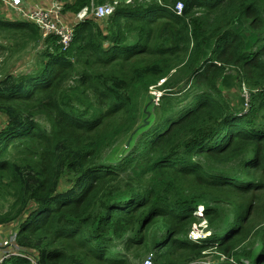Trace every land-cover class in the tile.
<instances>
[{"label": "trees", "instance_id": "obj_1", "mask_svg": "<svg viewBox=\"0 0 264 264\" xmlns=\"http://www.w3.org/2000/svg\"><path fill=\"white\" fill-rule=\"evenodd\" d=\"M60 1L67 15L92 3ZM30 23L0 8V224L17 221L36 264H127L115 240L153 241L158 264L211 248L226 257L215 264H264V0L121 3L70 23L68 46ZM40 45L37 67H15ZM158 84L174 89L159 105L149 95ZM243 85L244 112L231 101ZM203 218L208 239L178 235Z\"/></svg>", "mask_w": 264, "mask_h": 264}, {"label": "rangeland", "instance_id": "obj_2", "mask_svg": "<svg viewBox=\"0 0 264 264\" xmlns=\"http://www.w3.org/2000/svg\"><path fill=\"white\" fill-rule=\"evenodd\" d=\"M6 2H7L6 5L3 3L0 7L3 14L6 15V19L16 20L17 15H16L15 11H18L17 8L11 4V1L7 0ZM30 2H31V5L35 4L40 9H43V10L45 9V6H43L42 3L38 2V0H31ZM59 3H61V5H62V2L60 0H55L54 4L57 6H60ZM62 9H63V6H62ZM53 10L56 11V9H53ZM59 11L61 12L60 7H59ZM61 15L65 18V21H66L63 25H71L69 23V22H71V23L73 22V20H71V18H70L71 13H68V15L61 13ZM61 15L59 12L58 13L55 12L53 14V19H52L53 22H59ZM55 16H57L58 18H55ZM102 19H105V18H102ZM68 39H69V37H68ZM3 41L4 40L0 37V43ZM43 47H44L43 45H40V48L36 49V50H33L32 47H31L32 50H31V48H29V49L26 48L27 52L24 53V55H23L24 57L15 64V67H17L20 64L19 69H21V71L25 70L22 68L23 64L26 65L25 71H27L28 69H29L28 71H30V70L34 69L35 67H37V65H36L37 61L36 60L39 56V52H41L44 49ZM28 60H30V61H28ZM0 78H1V76H0ZM162 83H163V81H161L159 84L161 85ZM159 84L154 88L152 87L149 91V95L152 96V101L158 105L162 101L163 95L170 94L171 92L174 91V89H172L170 91L169 90L162 91L159 89ZM185 85H186V82L183 83L182 85H180V88H183ZM180 88L178 87L177 89H180ZM186 88H188V87H186ZM235 93H238L240 96H242L244 98V104H242V102L238 103L237 98L235 97ZM232 94L233 95L230 94L232 97V100H231L232 105H234L233 102L235 103L234 106H238L237 104H239L238 107L243 108V112H244L250 105V99H251L250 89L246 85H243L242 90H240L237 87L236 89L232 90ZM225 95L229 97L228 94L225 93ZM186 102H188V98H186L183 102L178 103L179 108L181 106H184V104H186ZM145 107H146V105L143 106V109H145ZM243 112L241 111L240 113H243ZM1 116H3V115L0 114V117ZM1 125L2 124L0 123V128H1ZM126 145L128 146L129 143L127 142ZM112 156H113V160H111V162L118 163L119 159H121L125 156V153H122L119 151L118 154H114V152H112ZM193 159L202 163V164H204V163L206 164V161H208V159L204 158L201 155V153H199V155L195 156ZM256 192L260 193L261 196L264 197V189L256 191ZM251 196H252V192L247 193L246 198L241 193H233L230 198L231 199L241 198L247 202V200L250 199ZM209 201L214 203L212 197L209 198ZM221 204L226 205L224 203V201H222ZM204 210H205V206L199 204L196 207V211H194V212L198 216L203 217L201 215L204 213ZM252 214L254 215L255 213L252 212ZM203 220L204 219H202L199 222H195L192 225V227L186 226L185 227V234H181V233L180 234L177 233V234L181 238L189 239V241H192V243H201V241L208 239L209 236L212 234L211 229H210V231L207 230V228H209V225L207 224V222H205ZM263 220L264 219L262 216H258V218L256 219V222H259L258 224L260 225L263 223L262 222ZM8 224H9V226H4L3 230H5V231L7 230V232L15 231L17 233L20 231V226L18 225L17 221L16 222L13 221L12 223H8ZM153 231H154V228L151 230V232H153ZM151 232H150V234H149L150 236L148 238L149 241L153 240L154 237H156V236H158V237L161 236L160 232H156L155 235ZM110 248L118 254L117 259L125 261L127 264H146V261H150L152 264H158L157 263V256H156L158 248L153 244V241L149 244V248L142 246L141 249H139V248H137V244H131L130 246H127L125 240H115L112 242ZM28 250H30L29 253L31 254V249H28ZM176 256H178V254ZM219 260L224 261V260H226V257L223 256V254L222 255L218 254L214 248H211V249H209V251L205 255L192 254V255L188 256L186 258V260H184L181 264H215ZM173 261L177 264V261H175V260H173ZM32 262H33V264H36L37 260L35 257L32 258ZM246 264H249V262L246 261Z\"/></svg>", "mask_w": 264, "mask_h": 264}, {"label": "built area", "instance_id": "obj_3", "mask_svg": "<svg viewBox=\"0 0 264 264\" xmlns=\"http://www.w3.org/2000/svg\"><path fill=\"white\" fill-rule=\"evenodd\" d=\"M3 1L6 2L7 0ZM9 1H11V4L17 8L18 11L15 12L19 17L27 21H31L32 23H35L39 27H41L43 32L42 36L44 38H46L50 34L55 33L60 36V42L65 46H68L73 40V27H71L70 25H63L66 21L65 18L61 15V3H59L60 6H57L54 4V2L50 6H45V9L43 10L35 4L31 5L30 0ZM120 1H126V3H130L133 0H110L100 5H95L94 3H92L91 9L89 7H85L79 13L70 18L76 23L81 20H85L86 18H106L114 13L116 6L120 3ZM59 7L61 9V12L59 11ZM53 9H56V11H54ZM183 9V3L179 2L174 10L177 14H182ZM55 12H59L61 15L59 22H53L52 20L53 14ZM55 18L58 17L55 16ZM4 226H9V224H0V264H2L5 259L12 256H22L31 260L33 257H31V254L29 253L30 250L19 243L18 233L15 231L7 232V230H3ZM146 264L152 263L150 261H146Z\"/></svg>", "mask_w": 264, "mask_h": 264}, {"label": "clouds", "instance_id": "obj_4", "mask_svg": "<svg viewBox=\"0 0 264 264\" xmlns=\"http://www.w3.org/2000/svg\"><path fill=\"white\" fill-rule=\"evenodd\" d=\"M1 1H3V0H1ZM108 1H110V0H107V1H105L104 3H106V2H108ZM4 2V1H3ZM5 3V5H6V2H4ZM92 3H94V0H92ZM92 3H91V6H86V7H89L90 9L92 8ZM104 3H101V4H104ZM121 3H126V1H120V3L119 4H121ZM131 3V2H130ZM133 3V2H132ZM95 4V3H94ZM118 4V5H119ZM127 4H129V3H127ZM95 5H100V4H95ZM117 5V6H118ZM117 6H116V8H117ZM85 8V7H84ZM82 10V9H81ZM80 12V11H79ZM78 12V13H79ZM17 15V14H16ZM74 15H76V14H73V13H71V15H70V17H73ZM112 15V14H111ZM110 16V15H109ZM108 16V17H109ZM107 18V17H106ZM87 19V18H86ZM98 19V18H97ZM81 21H83V20H81ZM80 22V21H79ZM71 23V22H70ZM78 23V22H77ZM73 39H74V35H73ZM201 216H203V214L201 215ZM204 220L203 221H205V222H207L206 221V219L205 218H203ZM208 224V223H207ZM207 230L208 231H210V228H207Z\"/></svg>", "mask_w": 264, "mask_h": 264}, {"label": "crops", "instance_id": "obj_5", "mask_svg": "<svg viewBox=\"0 0 264 264\" xmlns=\"http://www.w3.org/2000/svg\"><path fill=\"white\" fill-rule=\"evenodd\" d=\"M38 2L42 3L43 6H50L55 2V0H38Z\"/></svg>", "mask_w": 264, "mask_h": 264}, {"label": "bare ground", "instance_id": "obj_6", "mask_svg": "<svg viewBox=\"0 0 264 264\" xmlns=\"http://www.w3.org/2000/svg\"><path fill=\"white\" fill-rule=\"evenodd\" d=\"M57 4V3H56ZM9 6V5H8ZM70 21V20H69ZM29 24V22H28ZM30 24H34V23H30ZM35 26H37V28L39 29V26L36 24ZM49 37V36H48ZM73 42V41H72ZM66 50V49H65Z\"/></svg>", "mask_w": 264, "mask_h": 264}]
</instances>
